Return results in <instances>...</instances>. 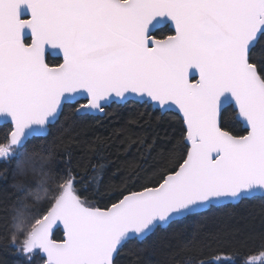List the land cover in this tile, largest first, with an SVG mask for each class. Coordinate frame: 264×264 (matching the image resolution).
<instances>
[{"label":"snow or ice","instance_id":"snow-or-ice-1","mask_svg":"<svg viewBox=\"0 0 264 264\" xmlns=\"http://www.w3.org/2000/svg\"><path fill=\"white\" fill-rule=\"evenodd\" d=\"M137 105L179 135L97 134ZM253 202L264 217V0H0V209L21 264H264V231L226 222Z\"/></svg>","mask_w":264,"mask_h":264},{"label":"trees","instance_id":"trees-1","mask_svg":"<svg viewBox=\"0 0 264 264\" xmlns=\"http://www.w3.org/2000/svg\"><path fill=\"white\" fill-rule=\"evenodd\" d=\"M56 60H51V64H55ZM129 121H139L140 124H144L146 121L151 123V127L145 125V131L142 134L149 137H156L158 134L159 139L157 141L158 145H166L169 138L178 136L180 133V121L176 116H169L166 118V123L163 125H158L156 123L155 114L151 113L150 110L144 108L143 106H130L126 109H116L112 108L109 110V115L104 118L102 126H95L97 134L111 136L114 130H118L126 125ZM132 127L137 131H140L138 125L133 124ZM237 132L241 131L239 124L234 125ZM114 158V157H113ZM131 159L132 157H127ZM115 173V174H114ZM126 169L122 168L119 172H115L113 166L109 165L108 171L105 175V179H111L117 185L120 184L121 179L125 178ZM11 178L9 183H11ZM100 200V206L103 207L109 202V197L104 196L98 198ZM11 206L7 211L0 209V264H21V261L16 257L15 253L6 251L4 249L5 237H7L8 242L11 243V236L9 221L7 217L11 214ZM261 208L259 204L253 202V204L243 206L241 208L230 210V215L227 217V224L234 229H242L245 232L259 233L264 231V217L261 216ZM57 238H61V234L57 235ZM250 246L253 242H249ZM224 248H228L229 245L226 243L223 245ZM146 259L145 253H140L138 256H133L131 254H126L122 257V264H144ZM155 262H159L163 259V254L151 258Z\"/></svg>","mask_w":264,"mask_h":264},{"label":"water","instance_id":"water-1","mask_svg":"<svg viewBox=\"0 0 264 264\" xmlns=\"http://www.w3.org/2000/svg\"><path fill=\"white\" fill-rule=\"evenodd\" d=\"M195 77H193V79H194ZM241 131H242V129H241ZM62 235V234H61Z\"/></svg>","mask_w":264,"mask_h":264}]
</instances>
